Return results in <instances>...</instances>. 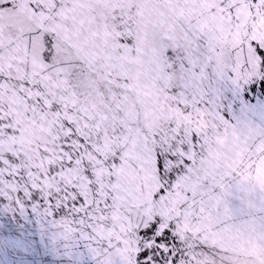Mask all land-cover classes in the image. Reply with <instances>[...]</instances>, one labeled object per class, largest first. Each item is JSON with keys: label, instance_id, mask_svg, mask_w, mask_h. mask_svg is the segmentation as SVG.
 Listing matches in <instances>:
<instances>
[{"label": "snow or ice", "instance_id": "obj_1", "mask_svg": "<svg viewBox=\"0 0 264 264\" xmlns=\"http://www.w3.org/2000/svg\"><path fill=\"white\" fill-rule=\"evenodd\" d=\"M0 264H264V0H0Z\"/></svg>", "mask_w": 264, "mask_h": 264}]
</instances>
